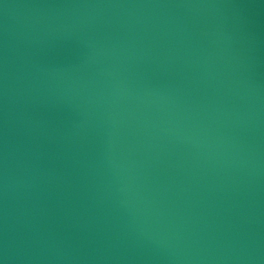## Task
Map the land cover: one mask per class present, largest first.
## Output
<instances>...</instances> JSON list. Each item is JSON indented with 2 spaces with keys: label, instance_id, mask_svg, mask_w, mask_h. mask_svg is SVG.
<instances>
[{
  "label": "water",
  "instance_id": "1",
  "mask_svg": "<svg viewBox=\"0 0 264 264\" xmlns=\"http://www.w3.org/2000/svg\"><path fill=\"white\" fill-rule=\"evenodd\" d=\"M0 264H264V0H0Z\"/></svg>",
  "mask_w": 264,
  "mask_h": 264
}]
</instances>
